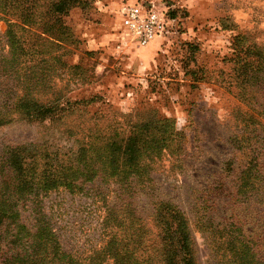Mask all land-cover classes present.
<instances>
[{
  "label": "rangeland",
  "instance_id": "obj_1",
  "mask_svg": "<svg viewBox=\"0 0 264 264\" xmlns=\"http://www.w3.org/2000/svg\"><path fill=\"white\" fill-rule=\"evenodd\" d=\"M52 1L0 0V264L47 250L51 233L82 258L111 239L125 255L137 234L164 264L166 204L188 218L197 264H243L222 235L235 225L251 264H264V199L236 196L247 166H264V0H144L168 21L145 47L121 25L141 0H85L63 16L59 40L44 30ZM32 72L46 86L26 89ZM24 98L60 107L32 122L19 114ZM165 120L171 138L157 141ZM146 128L152 151L133 156L140 176L129 178L113 148Z\"/></svg>",
  "mask_w": 264,
  "mask_h": 264
},
{
  "label": "trees",
  "instance_id": "obj_2",
  "mask_svg": "<svg viewBox=\"0 0 264 264\" xmlns=\"http://www.w3.org/2000/svg\"><path fill=\"white\" fill-rule=\"evenodd\" d=\"M85 0H54L50 2L48 12L52 18H55V22H45L44 30L49 33L56 39L63 38L68 33V26L63 19V16L69 14V12L79 5H82ZM13 46L16 45L17 37L16 34H13ZM19 43V42H18ZM12 47V46H11ZM16 48V47H15ZM14 52V48L12 49ZM20 50V49H17ZM250 49H247L245 52L249 54ZM25 49L23 50L24 54ZM27 52V51H25ZM26 54V53H25ZM16 56L19 58L18 52ZM16 63L15 60L12 59ZM44 63L43 65L48 67V59H41ZM21 63L23 61H20ZM19 63V64H21ZM23 64V63H22ZM27 80L26 89H29L31 86L36 84L46 86L45 77H38L37 73L32 72V74L26 76ZM35 85V86H36ZM34 86V87H35ZM50 101L49 104L41 103L38 99H23L20 100L19 104L21 105L20 113L24 119L29 121H37L40 123L48 122L53 119V116L58 111L59 104H52ZM26 104V105H25ZM5 118V117H4ZM2 122V115L0 114V125ZM141 128H144L142 126ZM156 128V127H155ZM161 128L164 130H158L156 133L157 141H167L171 138V132L168 126L167 120L163 121ZM153 129L146 128L145 130L140 131L138 134H132L127 138V145L124 149L121 147L113 148L114 151L122 150V153L127 157L129 161V178L131 176H140L139 167L140 162L137 159H134L133 156L139 155V158L145 154L147 151L152 148H146L142 145V142L146 143L145 137L155 141L152 138ZM160 134V136H159ZM158 136V137H157ZM144 143V144H145ZM156 149L161 148L159 144L155 145ZM161 149L154 150V153H159ZM9 165L15 167L16 169H23V164L16 152L12 153L11 159H8ZM133 168V169H131ZM243 175L240 177L241 184L236 193L240 197V201H243V196L245 198H250L251 193L254 195H260L264 199V166L257 167L256 163L251 162L249 166L243 171ZM69 186L72 185V181H69ZM243 195V196H242ZM237 196V197H238ZM166 210L160 211L158 213L157 221L162 226L163 229V242L165 249H163V261L164 264H197L195 257V240L193 238L190 223L185 213L180 209L174 208L171 209L169 204H166ZM49 234V233H47ZM222 235H230L231 239L229 244L233 245V249L239 251L238 253L243 254L242 257L243 264H251L253 262V256H250L248 253L252 247L250 246V240H247L243 236L242 230L238 225H235L233 228H225L222 231ZM139 238V239H138ZM137 234L129 236V240L126 245L129 247L132 244V248L129 247V252L125 255L120 254L116 249V240L111 239L109 245H106L101 250H97L94 254L89 255L85 258H82L78 255H73L70 253H64L60 251L59 243L54 234H50L46 238L47 250H39L40 253L36 256L25 255L19 258L17 261L9 260V264H153V256L148 252L147 254V245L143 244V241L140 240ZM251 239V238H250ZM120 243V242H119ZM50 249V250H49ZM139 252V254H137ZM143 253H146L144 255ZM247 253V254H246ZM30 256V257H29ZM132 262L130 263V261ZM161 261V262H163Z\"/></svg>",
  "mask_w": 264,
  "mask_h": 264
},
{
  "label": "built area",
  "instance_id": "obj_3",
  "mask_svg": "<svg viewBox=\"0 0 264 264\" xmlns=\"http://www.w3.org/2000/svg\"><path fill=\"white\" fill-rule=\"evenodd\" d=\"M121 25L137 44L145 47L165 35L168 21L153 2L141 0L127 6Z\"/></svg>",
  "mask_w": 264,
  "mask_h": 264
}]
</instances>
